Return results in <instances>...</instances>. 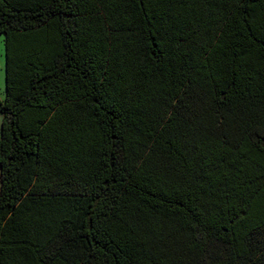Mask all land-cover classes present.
<instances>
[{"label":"trees","instance_id":"trees-1","mask_svg":"<svg viewBox=\"0 0 264 264\" xmlns=\"http://www.w3.org/2000/svg\"><path fill=\"white\" fill-rule=\"evenodd\" d=\"M0 264H264V0H0Z\"/></svg>","mask_w":264,"mask_h":264},{"label":"rangeland","instance_id":"rangeland-1","mask_svg":"<svg viewBox=\"0 0 264 264\" xmlns=\"http://www.w3.org/2000/svg\"><path fill=\"white\" fill-rule=\"evenodd\" d=\"M4 98V47L0 36V100ZM1 123V117H0Z\"/></svg>","mask_w":264,"mask_h":264}]
</instances>
